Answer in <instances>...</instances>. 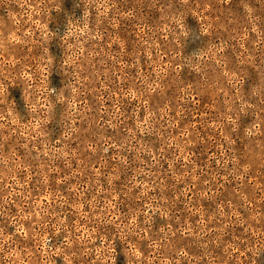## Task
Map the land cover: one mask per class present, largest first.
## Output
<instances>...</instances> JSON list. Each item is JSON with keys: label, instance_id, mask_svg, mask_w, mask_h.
<instances>
[{"label": "clouds", "instance_id": "9594fccd", "mask_svg": "<svg viewBox=\"0 0 264 264\" xmlns=\"http://www.w3.org/2000/svg\"><path fill=\"white\" fill-rule=\"evenodd\" d=\"M262 253L264 0H0V264Z\"/></svg>", "mask_w": 264, "mask_h": 264}, {"label": "rangeland", "instance_id": "374dc122", "mask_svg": "<svg viewBox=\"0 0 264 264\" xmlns=\"http://www.w3.org/2000/svg\"><path fill=\"white\" fill-rule=\"evenodd\" d=\"M202 108H205L207 107V103L206 101L201 105ZM200 115H203V112L201 111ZM199 119V116L196 115V114H193L191 116V121L193 124L196 123V121ZM199 152H200V149L197 150V155H199ZM208 155H210V153H206L205 156H204V159L207 160L208 158ZM183 190V189H182ZM182 207V206H181ZM202 207L204 208H210V207H213V205H211V202L209 201H205L202 205ZM179 211V210H178ZM243 255V254H241ZM254 261H255V264H264V253L260 254L259 256L255 257L254 258Z\"/></svg>", "mask_w": 264, "mask_h": 264}]
</instances>
